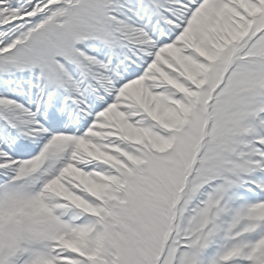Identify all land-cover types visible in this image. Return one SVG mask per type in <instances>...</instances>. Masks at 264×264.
<instances>
[{
    "label": "snow or ice",
    "instance_id": "obj_1",
    "mask_svg": "<svg viewBox=\"0 0 264 264\" xmlns=\"http://www.w3.org/2000/svg\"><path fill=\"white\" fill-rule=\"evenodd\" d=\"M0 264H264V0H0Z\"/></svg>",
    "mask_w": 264,
    "mask_h": 264
}]
</instances>
